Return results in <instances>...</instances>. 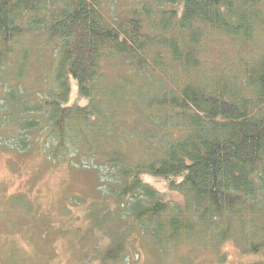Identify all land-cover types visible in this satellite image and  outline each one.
I'll return each mask as SVG.
<instances>
[{"label": "trees", "instance_id": "1", "mask_svg": "<svg viewBox=\"0 0 264 264\" xmlns=\"http://www.w3.org/2000/svg\"><path fill=\"white\" fill-rule=\"evenodd\" d=\"M3 78L0 148L94 172L85 240L101 239L79 264L229 240L264 264V0H0ZM142 175H182L183 202Z\"/></svg>", "mask_w": 264, "mask_h": 264}, {"label": "rangeland", "instance_id": "2", "mask_svg": "<svg viewBox=\"0 0 264 264\" xmlns=\"http://www.w3.org/2000/svg\"><path fill=\"white\" fill-rule=\"evenodd\" d=\"M53 61L52 52L37 56L27 68L25 84H31L35 77L43 80L51 72ZM70 89L68 104L85 106L87 101L79 96L73 80ZM93 174L88 169L54 166L36 151L17 153L0 148V264H79L84 258L82 250L88 251L101 239L98 231L94 238L85 240L90 222L86 217L87 200L95 196ZM182 177L142 175L141 180L155 189L163 201L181 204L183 197L172 183H180ZM75 198L86 199L85 204L74 205ZM80 241L84 243L78 246ZM138 248L129 251L134 264H245L262 256L243 254L232 240L221 243L216 252L183 244L162 257L154 249L144 247L137 256ZM87 260L89 263L84 264H96L91 257Z\"/></svg>", "mask_w": 264, "mask_h": 264}]
</instances>
